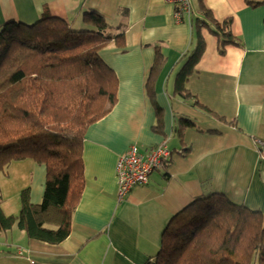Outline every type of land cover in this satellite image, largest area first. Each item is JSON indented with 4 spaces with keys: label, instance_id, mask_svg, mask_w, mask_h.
<instances>
[{
    "label": "crops",
    "instance_id": "1",
    "mask_svg": "<svg viewBox=\"0 0 264 264\" xmlns=\"http://www.w3.org/2000/svg\"><path fill=\"white\" fill-rule=\"evenodd\" d=\"M189 1L192 13H182L178 22L176 6L165 0H0V27L56 17L80 29L83 14L92 10L124 30L123 48L99 53L116 74L117 101L85 133V185L69 236L51 245L28 239L13 226L0 233V264H146L155 257L170 218L208 194L264 212V6L252 9L244 0ZM200 3L219 21L229 17L239 42L220 54L215 36L202 31L204 53L187 83L192 97L223 122L173 94L181 56L194 46L190 19ZM158 44L167 62L150 98L146 81ZM180 119L194 126L178 131ZM256 140L263 143L261 149ZM162 143L171 152L164 167L118 201V156L132 145L144 154ZM23 162L11 166L30 171ZM34 168L30 201L37 204L45 169ZM19 176L5 180L17 182ZM2 210L11 215L19 209L6 213L2 205Z\"/></svg>",
    "mask_w": 264,
    "mask_h": 264
},
{
    "label": "trees",
    "instance_id": "2",
    "mask_svg": "<svg viewBox=\"0 0 264 264\" xmlns=\"http://www.w3.org/2000/svg\"><path fill=\"white\" fill-rule=\"evenodd\" d=\"M244 2L252 9L264 6V0ZM190 21L194 46L181 56L173 94L223 122L192 97L187 83L204 53L202 31L215 36L220 54L239 42L230 31L231 19H215L202 3ZM80 22L81 28L73 29L61 18L46 17L0 27V172L5 175L12 163L22 161L45 169L39 203L30 201L27 187L19 192L18 212L6 215L0 197V233L16 226L26 238L51 245L70 234L85 185V133L117 101L116 74L99 53L124 46L121 25L92 10ZM166 62L156 45L146 81L150 98ZM178 125V131L194 126L184 119ZM146 264H264V212L220 194L198 197L170 218Z\"/></svg>",
    "mask_w": 264,
    "mask_h": 264
},
{
    "label": "built area",
    "instance_id": "3",
    "mask_svg": "<svg viewBox=\"0 0 264 264\" xmlns=\"http://www.w3.org/2000/svg\"><path fill=\"white\" fill-rule=\"evenodd\" d=\"M176 6L175 19L179 22L182 13H192L189 0H165ZM259 149L263 143L256 140ZM170 151L166 145L160 144L148 150L144 155L132 145L121 154L116 163V182L118 201H121L133 187L147 183L151 173L157 171L167 162Z\"/></svg>",
    "mask_w": 264,
    "mask_h": 264
},
{
    "label": "rangeland",
    "instance_id": "4",
    "mask_svg": "<svg viewBox=\"0 0 264 264\" xmlns=\"http://www.w3.org/2000/svg\"><path fill=\"white\" fill-rule=\"evenodd\" d=\"M19 163L21 162H16V164H19ZM23 164H25L26 166L31 165L30 171L27 172L24 169L15 168L10 165L5 175L0 172V183L1 182L4 183L3 186L0 184V189H1L0 197H1L2 205L4 206L6 213L10 210L12 212H16L15 211L16 206H18V209H19V193H17L16 190L19 189V192H20L23 188L25 189L27 187H30L31 186L30 177L32 176L31 174H35L36 172V169L34 168V166H37V164L34 165L33 162L31 161H24ZM12 174L20 175L17 182L5 180V179H9V177H11ZM24 177H27L26 178L27 182L22 184L21 180ZM43 190H44V185H43ZM12 191L14 192L12 193Z\"/></svg>",
    "mask_w": 264,
    "mask_h": 264
},
{
    "label": "clouds",
    "instance_id": "5",
    "mask_svg": "<svg viewBox=\"0 0 264 264\" xmlns=\"http://www.w3.org/2000/svg\"><path fill=\"white\" fill-rule=\"evenodd\" d=\"M162 144H163V143H162ZM164 144H165V143H164ZM157 146H158V145H157ZM150 149H151V148H150ZM150 149H149V150H150ZM123 153H124V152H123ZM123 153H122V154H123ZM144 154H145V153H144ZM144 154H142V155H144ZM170 155H171V152H170ZM119 156H120V155H119ZM119 156H118V157H119ZM117 159H118V158H117ZM116 163H117V162H116ZM163 167H164V165H163ZM161 168H162V167H161ZM161 168H160V169H161ZM158 170H159V169H158ZM158 170H157V171H158ZM155 172H156V171H155ZM153 173H154V172H153ZM115 174H116V169H115ZM151 174H152V173H151ZM149 177H150V176H149ZM148 179H149V178H148ZM147 182H148V181H147ZM131 190H132V189H131ZM127 195H128V194H127ZM127 195H126V196H127ZM126 196H125V197H126ZM125 197H124V198H125ZM124 198H123V199H124ZM123 199H122V200H123ZM122 200H121V201H122Z\"/></svg>",
    "mask_w": 264,
    "mask_h": 264
}]
</instances>
